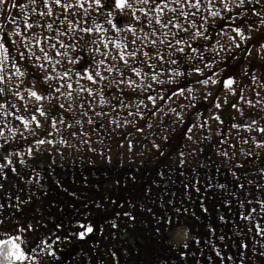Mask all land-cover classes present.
Wrapping results in <instances>:
<instances>
[{
  "label": "snow or ice",
  "instance_id": "1",
  "mask_svg": "<svg viewBox=\"0 0 264 264\" xmlns=\"http://www.w3.org/2000/svg\"><path fill=\"white\" fill-rule=\"evenodd\" d=\"M14 9L19 12L13 14ZM251 17L257 21L250 22ZM253 32L264 36V0H0V191H6L14 180L39 183L45 174L51 175L44 146L56 148L59 137L61 146L76 147L64 138L65 130L79 145L111 165L112 157L93 147L94 143L103 144L99 138L93 141V134H106L109 138L115 134L127 139L157 128L161 143H150L157 159L164 158L165 167L157 169L160 182L149 183L146 199H151L153 184L159 188L164 181L171 182L173 175L190 202L196 197V207L191 211L162 196L158 197L162 201L159 209L147 207L135 198L121 203L116 191L126 190L136 177L125 175L109 180L112 190L104 188L95 203L105 213L111 209L110 218L106 219L107 236L104 227L90 218L91 213L74 217L67 225L61 220L45 236L37 235L38 221L34 225L18 220L15 234L12 229L0 227V264H65L61 254L68 248L61 245H71L73 241L91 244L96 237L115 240L122 231L126 235L130 230L135 232L140 212L146 213L149 223L155 226L150 235L141 233L138 237L150 241L151 246H140L137 255L146 247L154 251L160 247L162 233L171 231L165 226L172 225L173 215L195 218L197 210L211 215L200 193L203 191L206 196L214 188L221 190L220 207L227 212L218 214L216 219L223 225L234 223L231 212L235 205L236 218L246 222L243 228L237 224L240 233L245 234L246 228L253 240L260 237L256 243L264 247V163L252 174L246 163L235 161V152L229 154L222 149L217 153L224 158L221 180L216 175L221 172L220 167L212 175L201 172L209 167L197 157L203 148L186 151L179 146L173 150L165 134L171 128L177 139L199 145L200 136L203 140L211 138L215 122V134L221 137L218 143L224 145L228 140L223 138L220 126L228 124L229 132L235 129L249 133L244 144L264 150V125L254 113L237 123L228 111L233 109L243 117L241 105L264 110L260 92H255V99L247 98L244 91L249 86L238 91L239 81L227 72L228 65L239 60L237 67L251 81L253 91L264 90V64L257 68L253 62L245 63L253 48L256 59L264 60V39L254 41ZM215 85L219 88L214 94L208 89ZM229 97L233 98L231 102ZM209 98L211 104L202 112L197 105ZM226 114L228 121L224 119ZM149 135L156 133L149 132L144 138ZM17 136L25 143H18ZM119 146L122 148L123 144ZM133 147L129 141V151ZM241 155L246 160L253 157L264 161V155L253 153L251 148L241 150ZM187 157L196 161L195 168ZM168 160L173 163L167 164ZM23 168L35 173L32 179L22 175ZM8 199L11 201V197ZM21 203L28 201L17 197V211ZM8 206L12 207L11 202ZM213 207L219 213L220 209ZM3 225L0 219V226ZM218 231L222 233V229L209 223L202 239H194L186 230L178 233L167 249L175 253V260L156 253L157 264H244L248 243L226 245V239L231 237L217 235ZM29 234H33L34 243H29ZM214 236L219 245L211 240ZM202 245H208L207 252ZM91 246L96 248L98 244ZM231 247H236L235 254L228 252ZM130 252L131 249L112 248L109 264H122ZM259 255L264 256V252ZM48 257L51 261H47Z\"/></svg>",
  "mask_w": 264,
  "mask_h": 264
},
{
  "label": "crops",
  "instance_id": "2",
  "mask_svg": "<svg viewBox=\"0 0 264 264\" xmlns=\"http://www.w3.org/2000/svg\"><path fill=\"white\" fill-rule=\"evenodd\" d=\"M257 21L256 17H251L250 22ZM253 40L256 42H260L262 39H264V36H261L260 33L253 32ZM253 56L255 59L253 60L257 68L259 67L260 64H264V60H257L256 59V49H252ZM246 63V61H245ZM255 70V69H254ZM260 75V72L257 76ZM239 83L245 85H250L248 88H245L244 94L248 95L250 89H253L251 86V81L248 79L247 76L241 77ZM241 87V88H244ZM202 89V87H199ZM259 90V88H257ZM255 89V91L257 90ZM203 90V89H202ZM208 90H213V89H208ZM213 92V91H212ZM261 93H264V90L260 89ZM215 94V92H213ZM249 98V95L247 96ZM232 97L230 98V102L232 101ZM255 99V98H254ZM202 101V100H201ZM221 102H223L221 100ZM184 103H187L184 101ZM211 104V98L207 102L201 106L200 103H198L197 107L200 108L202 112H205L207 108ZM228 106L225 105V108ZM248 108V107H247ZM244 110V109H243ZM248 112L252 113L254 111L255 119L259 120L262 125H264V110H260L259 106L256 109H246ZM228 111L231 113V116L235 117V120L237 123H240L245 119V117L241 116L240 113L236 112L233 109H228ZM245 112V110H244ZM248 114V113H247ZM245 115V114H244ZM224 119L226 121L229 120V116L226 114ZM220 127L223 128L224 131V137L225 139L228 140V144L221 145L218 143V140L221 139V137H218L216 133L217 125L215 122H212V130L210 133V139L209 140H203V137L200 136V133H197V136H200L202 143L199 145H192L190 142L186 140H179L177 141L176 147L183 146L186 151L192 150L195 151L197 147L203 148V152L199 153L197 152V157L201 163L208 164L209 167L207 169H202L201 172L207 171L210 175L215 174L214 170L216 167L221 168V172L219 174H216L219 179H223V166L221 165V160L224 159L220 157L217 153L221 151L222 149H226L229 154H232L235 152V161L237 163L244 162L247 164V168L250 173L255 174L258 170V167L264 163V161H261L258 158H253L249 157L247 160L243 155H241V150L247 151L251 148V151L253 153L259 152L261 155H264V150L261 149H256L255 147H252L250 144H244L242 141L243 139L247 138L249 136V133L241 130L237 131L235 129H232L229 132V127L228 124L221 125ZM160 133H156V135L152 136L149 135V138L145 140V145L146 148L149 147L153 151L156 150L152 148V145L150 143L151 140H156L157 143H161V141L158 139V135ZM148 135V133H147ZM178 135V134H177ZM19 137V136H18ZM17 142L20 144H24V141H20V139L16 138ZM229 145H233L234 147H229ZM167 153V151H166ZM157 156V155H156ZM207 157H211V159H206ZM129 158V157H128ZM187 159L192 163V167H196V161L193 160L192 157H187ZM121 161V159H120ZM131 161V159H130ZM167 164H172L173 162H166ZM231 163V162H229ZM121 164V163H120ZM131 164V163H130ZM152 165H145L144 167V172L142 173H132L130 172L127 174L128 176H135V184H143L144 180V188L141 189H130L127 188L124 190V192H127L125 194H122V191L117 190L116 194L120 200L121 203H125L128 201L130 198H135L138 202L142 201L143 204L147 207H151L153 209H159L160 203L162 201L158 200L159 196H162L164 199L171 198L177 207H185L187 206L189 210L195 209L196 205L194 203L196 197L195 195L193 196V202H190L188 200L187 195H185L179 179L176 178L175 175L172 176V181H164L163 183L160 184L159 188H156L155 184L152 185V196L151 199H146L145 193L146 189L149 186V183L153 180H155L157 183L160 182L159 177L156 175L157 169L165 167V161H158V162H153L151 163ZM97 168L98 170L94 173L97 175L96 179V188H87V194L82 195L84 198L81 200L82 204V211L85 213H91L90 218L94 219L98 224L102 225L103 227L108 226L106 223V219L110 218V212L111 209L107 213L100 211L95 207V203L99 201L100 196L104 194V188H107L109 190H112V186L105 187V176L107 174L114 176V177H124L123 173L120 171H104V170H99L100 167H103V169H106V167L103 164L97 163ZM136 168V167H135ZM93 172V171H92ZM91 171L89 173H85L84 171L81 173V180H85L89 178L93 173ZM242 174V173H241ZM89 176V177H88ZM249 178H252L251 176ZM165 184H167V188L165 187ZM108 185H111L108 183ZM129 186H131L129 184ZM134 190L135 194H131L130 191ZM229 191H231V186H229ZM91 192V193H90ZM95 192V193H94ZM220 192L221 190L219 188H214L212 189L206 196L203 193V191L200 193V196L204 198V203L209 207L211 211V215H204L201 214L197 210V216L195 218L189 216V215H184L180 216L177 218L175 215H173V223L172 225H167L165 226L168 229H171L170 232H165L162 233L161 238H160V247L155 248L154 251H148L147 247L145 248L144 251H141L139 255H145L144 261L141 262V264H157L158 256L156 253H159L160 256H167L170 257L171 259L175 260V253L174 252H169L167 251L168 245L170 242H174L172 240L173 236H176L178 233L183 232V231H188L189 235L191 237L195 238H204L208 232V225L211 223L214 226H217L219 229H222V233L220 231L217 232V235L224 234L227 237H231V239H226L225 244L226 245H235L240 241L247 242L249 245V250L245 256L244 264H264V256L259 255L260 252H264V247H261L260 243H256V241L260 240V237H255V240H253V234L248 233L247 229L245 228V234H241L239 229L237 228V224L240 225V227H244L245 223L244 221H240L236 218V212H235V205L232 209V217L233 220L235 221L234 223H230L228 225H223L220 223L216 217L217 215H227L226 210L223 207H220ZM174 193V195H172ZM18 195V187L15 184V181H13L7 188L6 191H0V204H3L4 207L0 208V219H3L4 225L0 227H7L9 228V225L11 222H17L19 220V212L22 211L20 208V211H17L16 208V202L14 201V198ZM90 196H96V198L90 197ZM8 197H11V201H9ZM227 199L228 197H224ZM183 201V203H181ZM11 202L12 207H9V203ZM213 206L218 207L219 213H217L214 209ZM139 207V203H138ZM240 211H243V209H240ZM154 223H149L147 219V214L144 212H140L138 214V221L136 224V231L132 232L131 230L129 231L128 237L129 239L127 240L129 244V249L134 250V248H138L137 245L140 246H151L150 241H146L144 239H138V237L143 233L145 236H148L151 234V229L154 227ZM165 237H168V239H165ZM211 240L216 243L217 245L220 244V241L216 239V237H211ZM133 244L136 245V247L133 246ZM253 245H255V248L253 250ZM205 248V251L207 252L208 245H202ZM154 247V246H153ZM236 247H231L228 248V252L230 254H235L236 253ZM137 253V252H136ZM239 264V262H237Z\"/></svg>",
  "mask_w": 264,
  "mask_h": 264
},
{
  "label": "rangeland",
  "instance_id": "3",
  "mask_svg": "<svg viewBox=\"0 0 264 264\" xmlns=\"http://www.w3.org/2000/svg\"><path fill=\"white\" fill-rule=\"evenodd\" d=\"M25 2H27V0H25ZM12 11L13 14H16L17 12H19V9H14ZM100 19L103 20V17H101ZM252 56L248 57L246 64L249 62L254 63L253 60L255 58ZM241 57H243V54H241ZM96 58L100 59L99 56H97ZM239 63V60L232 61L227 68V72L234 74L238 81H240L241 77L245 76L243 75L241 68L237 67ZM219 67L220 66L217 65V70H219ZM255 70L251 69L250 71ZM258 74L259 71H256V75ZM196 87L199 88L202 86L196 85ZM241 87H244V84L239 83L238 91ZM218 88L219 85L211 86V89H213L211 91L216 92ZM256 91L260 92V89H257ZM256 91L250 89L248 94L249 98L254 99ZM260 94L261 97H264V93L260 92ZM221 95L223 96V94ZM248 95L245 96L247 97ZM230 98L231 97H229V100ZM204 103L205 102L202 100L200 102L201 106H203ZM241 107L245 110L244 117H248L250 111L248 112V110H246L248 109L247 106L241 105ZM252 113H254V111ZM70 122L74 123V121L72 120H70ZM68 131L69 130L64 131V138L68 139V141L76 145V147L66 148L64 146H61L58 142L59 137H57L56 148H52L48 145L44 146L48 150V153L44 157V159L47 163L51 164V175L45 174L44 178L40 180L39 183H37L35 180H33V182L30 184L26 183L25 179L14 180L15 184L18 187V195L14 198V201L17 202V197H19L20 201H28V203H21L20 205L22 211L19 212V222H32L35 225L38 221L39 233L37 235L40 236L47 235L48 229L52 228L55 223L63 220L65 225H67L68 222L71 221L74 217H78L81 214L85 213L81 210V200L82 198H84L82 195L88 193L87 188H96L97 175L94 173L98 170L96 165L97 163L103 165L105 164L104 166L106 167L107 171H120L125 176L130 172H144V167L146 164L152 165L151 163L153 162L164 161V158L157 159L156 155L158 154H155V151H153L151 148H146L145 145V135H147V133L149 132L160 133L159 129L157 128L148 130L144 134L135 133L133 136H130L127 139H123L122 137L115 134L111 138H109L106 134H93V141H97L98 138L103 140V144L94 143L93 147L97 148L98 150L104 151L106 155H110L112 157L111 165H107L105 161L102 160L98 155L87 151L86 147L79 145L74 138L68 136ZM119 131L123 132L124 129H120ZM130 131L134 130L130 129ZM165 134L169 136V141L171 142L172 149H176L177 141L179 140L180 142L182 138L177 139L176 136L172 134L171 128H169L167 133ZM160 135L161 133L158 135V137ZM253 135H255V133H253ZM17 138L20 139L18 136ZM129 141L134 145L132 151H129L128 149ZM119 144H123V147L121 148ZM77 147L80 149L79 151L76 150ZM60 153H63V156H61ZM90 161H95V164L90 163ZM171 161L172 160H168L167 162ZM120 163L122 164V167ZM99 170L104 169L103 167H100ZM83 171L85 173L93 171V174L90 177L88 176L89 178L81 180V173ZM21 173L26 179H32V177L35 175V173H30L29 169L27 168L21 169ZM117 178L118 177L107 174L104 178L105 187H111L112 184L108 185L107 182L109 180L115 181ZM144 183V180L143 184L141 185L129 183L131 186H129L128 184V188L141 189L144 188ZM41 185H43V188H41ZM45 192H47V195H45ZM71 193H75V196L71 195ZM125 193L127 192L122 191V194ZM130 193L135 194L134 190H131ZM90 197L96 198V196ZM17 222L13 221L9 225V229L13 230V234H15L14 225H16ZM108 227L109 226L104 227L105 236H107L108 234ZM27 239L30 244L34 243L33 234H29ZM128 239V234L126 235L122 231L119 238L115 240L111 238L105 239L104 237H96L91 242V244H98V247L96 248H93L90 243L73 241L71 245L60 246L68 248L67 252L61 254V260L64 261L65 264H109V253L112 248H119L121 250L129 249V244L127 242ZM133 246L136 247L135 244H133ZM137 246L139 248V245ZM138 248H134V250H132L129 255L125 256L122 264H141V262L144 261L145 255H137L136 252ZM46 259L47 261H51L50 257ZM52 264H61V261H55L52 262Z\"/></svg>",
  "mask_w": 264,
  "mask_h": 264
}]
</instances>
